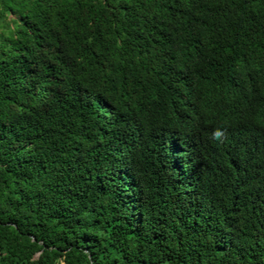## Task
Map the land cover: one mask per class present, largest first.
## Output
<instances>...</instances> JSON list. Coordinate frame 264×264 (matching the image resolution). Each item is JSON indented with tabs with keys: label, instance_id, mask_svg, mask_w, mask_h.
I'll return each instance as SVG.
<instances>
[{
	"label": "trees",
	"instance_id": "obj_1",
	"mask_svg": "<svg viewBox=\"0 0 264 264\" xmlns=\"http://www.w3.org/2000/svg\"><path fill=\"white\" fill-rule=\"evenodd\" d=\"M0 264H264V0H0Z\"/></svg>",
	"mask_w": 264,
	"mask_h": 264
}]
</instances>
